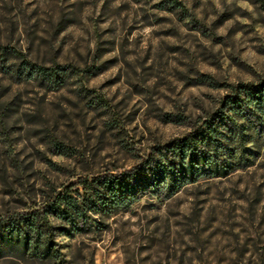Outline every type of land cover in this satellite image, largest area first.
I'll return each mask as SVG.
<instances>
[{
  "label": "rangeland",
  "instance_id": "rangeland-1",
  "mask_svg": "<svg viewBox=\"0 0 264 264\" xmlns=\"http://www.w3.org/2000/svg\"><path fill=\"white\" fill-rule=\"evenodd\" d=\"M0 44L16 49L0 54V228L211 120L235 147L225 112L250 158L170 197L145 189L89 212L69 234L49 214L59 258L5 249L0 264H264V131L228 105L264 82V0H0ZM22 56L60 65L58 83L16 75Z\"/></svg>",
  "mask_w": 264,
  "mask_h": 264
},
{
  "label": "trees",
  "instance_id": "trees-1",
  "mask_svg": "<svg viewBox=\"0 0 264 264\" xmlns=\"http://www.w3.org/2000/svg\"><path fill=\"white\" fill-rule=\"evenodd\" d=\"M16 52L10 45L0 44V54ZM60 65L44 66L22 56L16 67V75H37L49 83H58ZM228 105L235 113L253 121L258 129L264 131V82L256 87L239 88L229 95ZM218 125H223L232 133L236 146H228L222 137H227L219 130L215 121L201 126L189 134L174 140L171 144L160 146L159 156H152L122 172H109L91 180H79L84 187L82 193L72 196L66 190L59 191L42 210L20 213L6 221L0 229V238L7 246H0V257L9 253L4 250L16 249L23 255L43 259H58L59 250L53 246L54 226L48 215L62 219L68 226H61L64 234L80 230L89 224V212H110L115 208L129 206L139 193L151 189L156 194L166 197L174 195L180 187L197 181L203 175L228 173L236 165H245L250 161L246 152L247 134L245 127L238 123L228 112L219 114ZM58 150L65 153V147L59 143ZM224 155L236 157V164L225 160ZM60 262H57L59 264Z\"/></svg>",
  "mask_w": 264,
  "mask_h": 264
}]
</instances>
